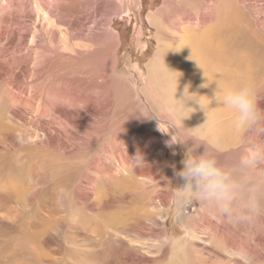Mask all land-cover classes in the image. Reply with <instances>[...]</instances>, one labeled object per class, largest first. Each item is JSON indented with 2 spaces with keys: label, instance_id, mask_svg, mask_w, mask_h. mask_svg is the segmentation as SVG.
Instances as JSON below:
<instances>
[{
  "label": "rangeland",
  "instance_id": "1",
  "mask_svg": "<svg viewBox=\"0 0 264 264\" xmlns=\"http://www.w3.org/2000/svg\"><path fill=\"white\" fill-rule=\"evenodd\" d=\"M31 1L30 8L26 0H0V264H264V242H259L264 241V215L239 224L245 230L217 220L198 201L180 198L183 181L175 175L183 167L186 149L194 144L189 138L204 143L196 154L207 147L220 165L231 168L246 149L264 151V133L237 134L234 118L220 119L221 105L210 91L188 83L186 60L182 64L165 59L164 65L181 73L178 100L189 96L203 107H194L195 120L185 102L177 104L165 78L169 68L163 67V76L149 74L160 44L172 45L191 30L199 36L198 62L207 66L206 76L219 78L222 89L241 82L250 85L264 105V0H74L68 11L50 6L58 14L55 18L37 11L43 10L39 0ZM16 16L22 25L12 27L9 19ZM67 22L82 32H68ZM204 37L215 43L209 45ZM12 42L17 50H9ZM39 46L53 53L47 58ZM53 62L61 70L74 68L71 81L61 82L72 84L70 90L79 99H69L65 90L53 94V86L44 90L48 82L43 85L39 70ZM105 98L107 108L102 109ZM59 116L72 117L79 131H93L77 134L66 121L63 126ZM99 132L107 134L105 145L92 143ZM113 151L123 161L122 173L125 168L139 169L143 176L122 174L124 178L114 179L107 171L91 190L85 182L87 176H98L93 170L98 161L118 170L119 161L114 157L110 162ZM218 225L224 234L215 235Z\"/></svg>",
  "mask_w": 264,
  "mask_h": 264
},
{
  "label": "clouds",
  "instance_id": "2",
  "mask_svg": "<svg viewBox=\"0 0 264 264\" xmlns=\"http://www.w3.org/2000/svg\"><path fill=\"white\" fill-rule=\"evenodd\" d=\"M217 90L215 100L234 115V131L237 134L264 133V108L260 107V97L252 86L244 84L224 88L219 96ZM177 101L185 102L186 110L194 109L187 106L188 101L199 104L196 100H186L185 95L184 99ZM189 139H193L194 144L186 149L181 161L183 167L175 172L176 177L183 181L179 186L180 198L198 201L217 218L236 225L253 223L264 215V175L255 172H264L261 168L264 151L255 147L246 149L231 168H225L207 147L203 153L196 154V149L203 142L197 138ZM169 143L178 144L172 140Z\"/></svg>",
  "mask_w": 264,
  "mask_h": 264
},
{
  "label": "bare ground",
  "instance_id": "3",
  "mask_svg": "<svg viewBox=\"0 0 264 264\" xmlns=\"http://www.w3.org/2000/svg\"><path fill=\"white\" fill-rule=\"evenodd\" d=\"M8 1V0H7ZM40 2H41V6H43V8L41 7V9H43V10H38L37 9V7H36V9H37V11H44L46 14H49L52 18H55V17H57V13L56 12H54V11H52L51 9H50V6H52V5H55V6H58V7H62V11H68V10H71V8H72V6L74 5V0H39ZM103 3H105V1L104 0H101ZM102 3V4H103ZM26 4L28 5L27 7H32L33 6V4H32V1L31 0H26ZM25 4V5H26ZM66 5H68V8L67 7H65ZM102 6V5H101ZM34 7V6H33ZM39 8V7H38ZM73 10V9H72ZM99 10H100V12H102V10H103V7H99ZM99 10H98V12H99ZM62 13V12H61ZM72 13H73V11H72ZM45 14V15H46ZM53 14H57V15H53ZM69 14H71V13H69ZM75 14V13H74ZM73 15V14H72ZM50 17V18H51ZM189 19V18H188ZM10 20V24H11V26L12 27H15V26H21L22 25V22L20 21L21 20V18L19 19L17 16L15 17V18H11V19H9ZM56 20H57V18H56ZM200 20V19H199ZM190 21V20H189ZM2 22V21H1ZM203 23H204V25L205 24H207V20L206 19H204L203 21H202ZM185 23V22H184ZM6 24H8V19L6 20ZM202 24V23H201ZM200 24V25H201ZM226 24V23H225ZM229 24H231V23H229ZM66 26H67V31L68 32H78V30H80L81 31V28H80V26L79 27H77V28H75V26L74 25H72V23H69V22H67L66 24H65ZM182 25V24H181ZM197 25V24H196ZM25 26V25H24ZM214 29H215V27H214ZM214 29H213V31H214ZM55 30V29H54ZM54 30H52V32H53V34H55V31ZM219 30H224L223 28L222 29H216V31L217 32H219ZM226 30V29H225ZM229 30V29H228ZM216 31L214 32V35L215 36H217L216 34ZM82 32V31H81ZM183 32V30L181 31V33ZM205 32V31H204ZM206 33H209V32H206ZM211 33V32H210ZM210 33H209V35H210ZM221 33H225V32H221ZM220 33V34H221ZM204 34V33H203ZM212 34V33H211ZM226 34V33H225ZM230 34V33H229ZM213 35V36H214ZM206 36H208V35H206ZM214 36V37H215ZM220 36V35H219ZM222 36H223V34H222ZM221 36V37H222ZM198 35L195 33V32H193V31H186V33L183 35V37H181L180 36V38H176V39H174L175 41H174V43L172 44V45H165V44H160L161 45V48H160V51H159V54H158V56H156V58L152 61V63L150 64V67H149V74H151V76H153V77H157V75H159V76H163L164 75V71H163V67L164 66H166L167 64L165 63V65H164V60L165 59H168V60H173L175 63H177V61H179V62H184L185 60L187 61V64H185V65H183V66H185V68H184V76L187 78V80H188V83L190 84V85H192V86H196L197 88H198V86L199 87H201L202 89H204V90H209L210 91V94H212V98H214L215 97V92H216V90H217V87L220 85L219 83H217L216 81L219 79H217L216 80V76H213V78H208L207 76L209 75H207L206 76V74L203 72V68L204 67H207V66H203L202 65V63H199L198 62V58L200 57H198V55H197V49L199 48H197V43L199 42L198 41ZM228 37V36H227ZM85 38H90L91 40L90 41H92V42H94L95 41V38H91V37H85ZM201 38H203V37H200V39ZM206 37H204V39H205ZM225 37H223L222 39H224ZM212 40L214 39V38H211ZM216 39V38H215ZM218 39V38H217ZM206 40V39H205ZM204 40V41H205ZM220 39H218V41H219ZM89 41V42H90ZM172 41V40H171ZM207 42L209 41V39H207L206 40ZM211 41V40H210ZM202 42H203V40H202ZM214 43H215V41H213ZM213 42H211V43H213ZM222 42V41H221ZM41 43V42H40ZM211 43H209L208 42V44L209 45H211ZM219 43V42H218ZM228 43V41H226V44ZM207 44V43H206ZM199 45V44H198ZM201 45V44H200ZM214 44H212V46H213ZM229 45V44H228ZM228 45L226 46V48L228 49ZM207 46V45H206ZM224 46V47H225ZM208 47V46H207ZM215 47V46H214ZM15 48V50H17L18 49V47H16V45L14 44V42H12L11 44L9 43V50H11V49H14ZM39 49H41L42 50V52H43V54L48 58V56H50L52 53L50 52V51H48V50H50L49 48H48V46H46V47H43V46H39L38 47ZM205 48V47H204ZM210 48H212V47H210ZM48 49V50H47ZM215 49V48H214ZM207 50V49H206ZM222 51H223V49H222ZM210 53V52H209ZM226 53H227V51H226ZM187 54V55H186ZM31 55V54H30ZM199 55H201V54H199ZM219 56H221V55H219ZM206 58L205 59H207V54H206V56H205ZM209 58V57H208ZM78 60H80L81 58H77ZM210 59V58H209ZM209 59H207V60H209ZM220 59V58H219ZM202 60H203V58H202ZM212 60H214L213 58H212ZM212 60H210L211 62H212ZM45 61H48V60H44L43 62H45ZM171 62V61H170ZM192 62V63H191ZM206 62V61H205ZM209 62V61H208ZM257 63V62H256ZM258 63L259 64H261L259 61H258ZM257 63V64H258ZM82 64V63H81ZM172 64V63H171ZM183 64V63H182ZM209 64V63H208ZM213 64V63H212ZM217 64H219V63H217ZM251 63H249L248 65H250ZM47 65V64H46ZM58 64L56 63H52V64H50V66H45V67H42L40 70H39V77L43 80V85L45 84V82H48V83H46V85L47 86H44V90L47 92H49L50 91V89L52 88V86H53V89H52V93L53 94H58L59 92V90H65L64 92H62V93H66V91H67V93H69L68 95L69 96H67V97H69V99H71V100H77V99H79L78 98V95L77 94H75L74 93V91L72 92L71 90H70V88L72 87V84H64L65 86H66V88L64 89L63 88V82H61L62 80H67V81H71V79H70V76H75V70H74V68H71V69H66V67H63V68H65V69H58V66H57ZM169 65V64H168ZM179 65V64H178ZM214 65V64H213ZM216 65V64H215ZM253 65H254V63H253ZM263 65V64H262ZM75 66V65H74ZM170 66V65H169ZM169 66H166V67H168L169 69L166 71L167 72V74L168 75H165L164 77L168 80V81H170V87H171V90H172V92H175L174 94V98H176V99H181V97H182V95H181V93L182 92H179L180 91V83H181V79H182V77H181V73L179 72V69H177V67L175 68V69H172L171 67H169ZM176 66V65H175ZM220 66H222V64L220 65ZM229 66V65H228ZM264 66V65H263ZM80 67V66H79ZM223 67V66H222ZM242 67V66H241ZM261 68H262V66H260ZM165 68V67H164ZM179 68V67H178ZM210 68V67H209ZM208 68V70H210ZM220 68V67H219ZM226 68H227V66H226ZM251 68V67H250ZM252 68H253V66H252ZM75 69H76V67H75ZM181 69V68H180ZM216 69V68H215ZM223 69H225V68H223ZM227 69H229V68H227ZM239 69V68H238ZM83 70V69H82ZM220 70H221V68H220ZM252 70V69H251ZM256 70H258V68L256 69ZM247 71V70H246ZM28 71H25V73H27ZM211 72H213V71H211ZM218 72V71H217ZM235 72V71H234ZM233 72V73H234ZM242 72H244V70H242ZM254 72V71H253ZM252 72V73H253ZM85 73V72H84ZM83 72L80 74L81 76H87L89 73L88 72H86L85 73V75H83L84 74ZM214 73V72H213ZM212 73V74H213ZM225 73L228 75V76H230V77H232V74L229 72V71H226L225 70ZM216 74H218V73H216ZM245 74V73H244ZM251 74V73H250ZM261 74V73H260ZM48 75V76H47ZM79 75V74H78ZM214 75V74H213ZM253 75V74H252ZM256 75H258V74H256ZM200 76H203V77H200ZM234 76V75H233ZM230 77L228 78V79H230ZM73 78V77H72ZM81 78V77H80ZM221 78H222V76H221ZM224 79L226 78V77H223ZM233 78V77H232ZM239 78V77H238ZM237 78V79H238ZM244 78V77H243ZM247 78V77H246ZM223 79V80H224ZM236 79V80H237ZM239 79H242L241 77L239 78ZM78 80V79H77ZM82 80V79H81ZM235 80V79H234ZM244 80V79H243ZM153 81V80H152ZM242 81V80H241ZM240 81V82H241ZM60 82V83H59ZM167 82V81H166ZM221 82V81H220ZM230 82H228V84H229ZM245 83V82H244ZM247 83V82H246ZM154 84V83H153ZM227 86H228V84L227 83H225ZM224 84V85H225ZM225 85V86H226ZM233 85H235V84H233ZM239 85H242V82H241V84L239 83ZM59 86L61 87V89L59 88ZM237 86V85H236ZM51 87V88H50ZM229 87V86H228ZM233 87V86H232ZM219 88L220 89H222V87L221 86H219ZM170 89V88H169ZM224 89V88H223ZM43 90V91H44ZM58 92V93H57ZM87 92V91H86ZM217 92H218V90H217ZM51 93V94H52ZM78 93V92H77ZM221 93V92H220ZM60 95H61V97H62V94L60 93ZM85 96V95H84ZM180 96V97H179ZM195 96H197V95H195ZM217 96H219V94L217 93ZM86 97V96H85ZM106 97V96H105ZM189 97V96H188ZM188 97H186V100H195L194 98H188ZM63 98V97H62ZM65 98V97H64ZM81 98H83V96L81 97ZM110 98V97H109ZM197 98H199L198 96H197ZM84 99V98H83ZM90 99V98H89ZM201 99V98H200ZM36 100V99H35ZM34 100V101H35ZM71 100H68V101H70L71 102ZM85 100V99H84ZM84 100H83V102H84ZM87 100V99H86ZM106 100H108V99H104V101H103V106L101 105V107H102V109H106L107 107H105L106 106V104H107V101ZM202 100V99H201ZM204 100H206V99H204ZM34 101H32V100H28V103L29 104H33V102ZM79 101V100H78ZM90 101V100H89ZM88 101V102H89ZM197 101V100H196ZM44 102V101H43ZM43 102H42V105H40L41 107H43L44 106V104H43ZM47 102V101H46ZM67 102V101H66ZM87 102V103H88ZM101 102V101H100ZM198 103H199V101H198ZM80 104V103H79ZM93 104V103H92ZM110 105H112V102H110L109 103ZM177 104H179V101H177ZM33 105H35V104H33ZM78 105V104H77ZM218 105V104H217ZM219 105H221V107H220V111L221 112H223V114L220 112L219 114H220V119H223V118H234V116H233V114L230 112V111H228V110H226L223 106H222V104H219ZM94 106V105H93ZM187 106L188 107H192V108H194L195 106H197L196 107V109H198V106H199V104H197V103H195V101L193 102H187ZM260 107L261 108H264V105H260ZM37 108H39V107H37ZM89 108H90V106H89ZM86 109V111H88V110H90V109ZM199 108H200V106H199ZM203 108V107H202ZM108 110H110L109 108L107 109V111ZM91 111H93V110H91ZM43 112V111H42ZM47 112V111H46ZM104 112V111H103ZM109 112V111H108ZM116 112V111H115ZM44 113V112H43ZM65 113V112H64ZM89 113V112H88ZM97 112H94V114H96ZM58 114H59V112H58ZM62 113H60V115H61ZM67 114V113H66ZM65 114V115H66ZM73 114V113H72ZM80 114H82L84 117H86L87 118V116H85V114H83V112H81ZM103 114V113H102ZM189 114H190V116H191V118H193L194 120H195V115H196V112H195V110L194 109H189ZM42 115H40V117H41ZM63 116V115H62ZM72 116V115H71ZM93 116V113H92V115H91V117ZM64 117V116H63ZM63 117H61V116H59V118H60V123L63 125V126H65L64 124H63V121H66L67 122V124L70 126V128L72 127V128H74V130L77 132V134H79L81 131H89L91 128L89 127V128H81L80 129V131H79V128H78V126H79V123H76V124H78V126H74V120H73V118L72 117H69V118H63ZM83 117V118H84ZM130 118V117H129ZM190 118V117H189ZM231 118V119H232ZM180 119V118H179ZM193 119H190V121L191 122H193ZM92 120V119H91ZM129 121L131 120V119H128ZM207 120V119H206ZM230 120V119H229ZM233 120V119H232ZM76 121H77V119H76ZM228 121V120H227ZM137 122V121H136ZM208 122V121H207ZM224 122V121H223ZM233 122V121H232ZM131 123V122H130ZM181 123V122H180ZM113 125V124H112ZM180 125V124H179ZM178 125V126H179ZM229 125V124H228ZM231 125H233V124H231ZM84 127V126H83ZM111 127V126H110ZM189 127V126H188ZM186 128V127H185ZM190 128V130L192 129L191 127H189ZM188 129V128H187ZM186 130V129H185ZM208 130V129H207ZM91 131H93V129H91ZM191 131H193V129L191 130ZM58 133V132H57ZM56 133V134H57ZM131 133V132H130ZM62 134V133H61ZM93 134H95V133H93ZM193 134H195V133H193ZM49 135H51V134H49ZM85 135V134H84ZM196 135V134H195ZM256 135V134H255ZM91 136V135H90ZM107 134H104V133H102V132H99L98 134H95V136H93V140H92V143H96V144H98V142L100 141L103 145H105L106 144V139H107ZM118 136L119 135H117V137L116 138H118ZM128 136V135H127ZM134 136V135H133ZM133 136H132V138H133ZM137 136V135H136ZM211 136H213V134L211 135ZM262 136H264V135H262ZM261 137V136H260ZM75 138L77 139V140H83V139H81V138H78V137H76L75 136ZM141 138V137H140ZM259 138V137H258ZM118 140V139H117ZM116 140V142H118ZM255 140V139H254ZM253 140V141H254ZM258 140V139H257ZM257 140H256V142H257ZM260 140V139H259ZM80 141V142H81ZM84 141V140H83ZM244 141H246V139L244 140ZM261 141V140H260ZM255 142V141H254ZM264 142V141H263ZM145 143V142H144ZM143 143V144H144ZM149 143V145L147 144V147L149 146L150 147V141L148 142ZM242 143H244V142H242ZM246 143V142H245ZM101 144V145H102ZM108 144V143H107ZM146 144V143H145ZM217 144V143H216ZM249 144V143H248ZM260 144V143H259ZM91 145V144H90ZM112 145V144H111ZM110 145V146H111ZM252 145V144H251ZM251 145H250V147H251ZM262 145V144H261ZM109 146V147H110ZM212 146V145H211ZM218 146V145H217ZM216 146V147H217ZM260 146V145H259ZM264 146V145H263ZM91 147V146H90ZM99 147V146H98ZM97 147V148H98ZM246 147V146H245ZM249 147V148H250ZM102 148V147H101ZM100 148V149H101ZM261 148V147H260ZM259 148V149H260ZM262 149V148H261ZM148 150V149H147ZM105 152H108L109 150H104ZM143 151V150H142ZM149 151V150H148ZM87 153V152H86ZM69 154V153H68ZM109 154L111 155V157H112V159H111V164H113V159H114V157L117 159V161H119V164H120V166H119V168H118V170H114V167L113 168H110L109 166H105L104 164H102L100 161H98L96 164V166H95V168L93 169L94 171H97V172H95L96 173V175H98V176H96V178L94 179V178H91L90 176H87V182H85V184L87 185V187H89L91 190H95L94 189V187L95 186H98L99 184H100V179L102 178V179H104L103 178V175L107 172V171H110V172H113V174H111L110 175V177L111 178H114V179H118V178H124L123 177V175H133V176H135L136 178L137 177H142L143 176V173L141 172V170H136V169H132V171L131 170H129L128 171V169L127 168H125V169H123V173L121 172L122 171V167H123V161L121 160V158L117 155V153L115 152V151H113L112 153H110L109 152ZM72 155H74V154H72ZM95 155H97L96 153L95 154H93L91 157V160L93 159V161H95L94 160V157H95ZM104 155V154H103ZM109 156V155H108ZM122 156V155H121ZM78 157V156H77ZM87 158H85V161H87L86 160ZM82 160V159H81ZM108 160V159H107ZM106 160V161H107ZM88 161H90V159L88 160ZM108 162V161H107ZM109 163V162H108ZM114 163H115V161H114ZM122 163V164H121ZM95 164V163H94ZM134 164V163H133ZM76 165V164H75ZM84 166H85V164H84ZM133 166V165H132ZM131 166V167H132ZM76 167V166H75ZM80 167V166H79ZM77 168V167H76ZM78 169V168H77ZM131 169V168H130ZM76 170V169H75ZM80 170V169H79ZM82 170V169H81ZM87 170V169H86ZM92 170V171H93ZM148 172V171H147ZM80 173V172H79ZM94 173V172H93ZM145 174H146V172H144ZM260 173V172H259ZM78 174V173H77ZM81 174V173H80ZM79 174V175H80ZM123 174V175H122ZM86 175V174H85ZM88 175H92L91 173H89ZM151 175V174H150ZM83 176V175H82ZM82 176H81V178H82ZM147 177V176H146ZM149 177V176H148ZM153 177V176H152ZM78 178V177H77ZM81 178H80V180H81ZM84 179V178H83ZM85 179H86V177H85ZM101 179V180H102ZM145 180H146V178H145ZM150 180V179H149ZM78 181H79V179H78ZM144 182V181H143ZM149 184V183H148ZM147 185V184H146ZM76 187H77V185H76ZM83 187H85V186H83ZM87 187H85V188H87ZM77 189H80L79 188V186L77 187ZM88 189V188H87ZM81 190V189H80ZM89 190V189H88ZM79 191V190H78ZM83 191V190H82ZM81 191V192H82ZM85 191V190H84ZM87 191V190H86ZM75 192V191H74ZM83 193V192H82ZM165 202V201H164ZM164 205V204H163ZM166 205H167V203H166ZM162 209H164V208H162ZM162 211V210H161ZM163 212L165 213L166 212V209L165 210H163ZM128 216V215H127ZM210 216V215H209ZM212 217V216H211ZM160 220L161 221H163V219L165 218L163 215H160ZM217 220H218V218H216ZM216 220V222L218 223V221ZM220 222V221H219ZM223 222V221H222ZM222 222H220V225H222ZM159 223V222H158ZM215 223V222H214ZM217 223H216V226H217ZM225 223V224H224ZM223 223V225H225L226 226V222H224ZM210 224V223H209ZM230 224H232V223H230ZM196 225V224H195ZM242 225V224H241ZM241 225H239V226H241ZM245 225V224H244ZM243 225V226H244ZM206 226V225H205ZM213 226V225H212ZM211 226V227H212ZM234 226V228L236 227L235 225H233ZM248 226V225H247ZM218 227H219V229L220 228H222L223 226H219L218 225ZM227 227V230L228 229H230V227H231V225H230V227H228V225L226 226ZM242 227V226H241ZM208 228H210V227H207V229ZM215 228V227H214ZM224 228V227H223ZM222 228V230L219 232L218 230H216V231H214L215 232V235L216 234H219V233H223L224 234V232H225V230ZM243 228V227H242ZM216 229V228H215ZM237 229H240L241 230V228H239V227H237ZM245 229H247V227L245 228H243V230H245ZM192 230V229H191ZM209 230V229H208ZM211 230V229H210ZM232 230H235V229H232ZM232 230H229V231H232ZM251 230V229H250ZM213 231V230H212ZM236 231V230H235ZM240 232H242V230L240 231ZM246 232V231H245ZM248 232H249V228H248ZM229 233H231V232H229ZM228 232L227 233H225L226 235L227 234H229ZM232 233H233V231H232ZM209 234V233H208ZM234 234V233H233ZM246 234V233H245ZM244 234V235H245ZM231 235V234H230ZM235 235V234H234ZM248 235V234H247ZM209 236V235H208ZM212 236V235H211ZM219 236V235H218ZM224 236V235H223ZM222 236V237H223ZM241 236V235H240ZM195 237V236H194ZM213 237H215L214 239H218V237L217 236H213ZM231 238H232V236H230ZM229 237V238H230ZM245 237H246V235H245ZM152 238V237H151ZM220 238V240L219 241H222V239H221V236L219 237ZM227 239V237L225 236L224 237V239H223V241L225 240L226 241V239ZM230 238V239H231ZM234 238H235V236H234ZM237 238V237H236ZM242 238H244L243 236H242ZM246 238H248V237H246ZM245 238V239H246ZM155 239V238H154ZM213 239V238H212ZM213 239V240H214ZM237 239H239V238H237ZM209 240V239H208ZM211 240V239H210ZM229 240V239H228ZM224 241V242H225ZM239 241V240H238ZM212 242V241H211ZM214 242H216V241H214ZM223 242V243H224ZM240 242H241V240H240ZM259 242L260 243H262L263 244V240L262 241H260L259 240ZM235 243V242H234ZM204 244V243H203ZM237 244V243H236ZM217 245V244H216ZM225 246H226V244H224ZM223 245V246H224ZM227 245H228V242H227ZM231 245V247H232V244H230ZM240 245L242 246V244L240 243ZM264 245V244H263ZM222 247V246H221ZM237 247H238V245H237ZM225 248H226V250H227V248H229L228 246L227 247H224V251H225ZM239 248V247H238ZM218 249V248H217ZM240 249V248H239ZM244 249V248H243ZM202 250V249H201ZM212 250V249H211ZM214 250V249H213ZM230 250H231V248H230ZM210 251V250H209ZM216 251V250H215ZM214 251V252H215ZM238 251V249L236 250V252ZM213 252V253H214ZM206 253H207V251H206ZM228 253L230 254V252L228 251ZM239 253V252H238ZM232 254V253H231ZM241 254V253H240ZM222 255V254H221ZM234 255H236V254H234ZM243 255V254H242Z\"/></svg>",
  "mask_w": 264,
  "mask_h": 264
}]
</instances>
